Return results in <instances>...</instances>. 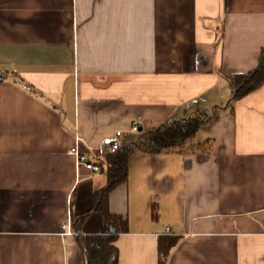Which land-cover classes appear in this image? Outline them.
<instances>
[{
  "label": "crops",
  "instance_id": "obj_1",
  "mask_svg": "<svg viewBox=\"0 0 264 264\" xmlns=\"http://www.w3.org/2000/svg\"><path fill=\"white\" fill-rule=\"evenodd\" d=\"M263 47L264 0H0V264H85L81 241L111 230L94 209L108 176L68 150L117 130L119 264H159L166 233L165 264H264V82L231 101L229 77ZM197 113L203 149L140 145Z\"/></svg>",
  "mask_w": 264,
  "mask_h": 264
},
{
  "label": "trees",
  "instance_id": "obj_2",
  "mask_svg": "<svg viewBox=\"0 0 264 264\" xmlns=\"http://www.w3.org/2000/svg\"><path fill=\"white\" fill-rule=\"evenodd\" d=\"M233 86L231 101L245 96L258 88L264 82V47L261 49L259 62L256 67L248 72L230 74ZM31 92L36 89L29 83H22ZM204 122L201 113L181 118L170 123L162 124L152 131L145 132L140 136V145L151 149L165 151H195L203 149L204 142H197L196 136L199 127ZM127 154L128 149H118L105 155L106 164L101 162V171L108 176L107 185L95 194L94 209L103 212L105 219L111 228L108 233H94L86 236V242L81 241L85 264H119V250L116 240L121 232L128 230V218L122 214L112 212L108 205V194L117 185L126 181L127 178ZM152 216L158 217V206L152 204ZM84 216H73L72 222L75 231L79 229ZM112 228L114 230L112 231ZM179 236L166 233L158 238L159 264H165L168 255L175 247Z\"/></svg>",
  "mask_w": 264,
  "mask_h": 264
},
{
  "label": "built area",
  "instance_id": "obj_3",
  "mask_svg": "<svg viewBox=\"0 0 264 264\" xmlns=\"http://www.w3.org/2000/svg\"><path fill=\"white\" fill-rule=\"evenodd\" d=\"M130 131L139 132L140 124L135 123ZM123 135V130H117L113 135L104 137L96 147L86 148L85 150L81 148L79 137H76L75 143L70 146L68 152L76 157L77 165L99 172L101 171V162L106 164L105 155L108 152H114L123 148ZM63 228L68 234H77L75 229L71 228L70 223L64 224Z\"/></svg>",
  "mask_w": 264,
  "mask_h": 264
},
{
  "label": "rangeland",
  "instance_id": "obj_4",
  "mask_svg": "<svg viewBox=\"0 0 264 264\" xmlns=\"http://www.w3.org/2000/svg\"><path fill=\"white\" fill-rule=\"evenodd\" d=\"M140 135H141L140 132H132L129 136L131 137V139H133L132 142H138Z\"/></svg>",
  "mask_w": 264,
  "mask_h": 264
},
{
  "label": "water",
  "instance_id": "obj_5",
  "mask_svg": "<svg viewBox=\"0 0 264 264\" xmlns=\"http://www.w3.org/2000/svg\"><path fill=\"white\" fill-rule=\"evenodd\" d=\"M114 230V228H112V231Z\"/></svg>",
  "mask_w": 264,
  "mask_h": 264
}]
</instances>
